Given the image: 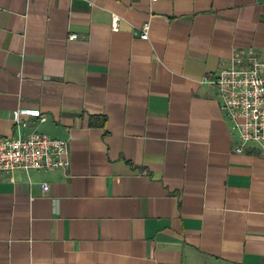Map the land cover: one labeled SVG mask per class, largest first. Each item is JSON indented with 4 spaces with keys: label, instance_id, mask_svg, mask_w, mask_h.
Instances as JSON below:
<instances>
[{
    "label": "crops",
    "instance_id": "1",
    "mask_svg": "<svg viewBox=\"0 0 264 264\" xmlns=\"http://www.w3.org/2000/svg\"><path fill=\"white\" fill-rule=\"evenodd\" d=\"M248 52L264 0H0V137L70 138L0 173V264H264V155L200 82Z\"/></svg>",
    "mask_w": 264,
    "mask_h": 264
},
{
    "label": "built area",
    "instance_id": "2",
    "mask_svg": "<svg viewBox=\"0 0 264 264\" xmlns=\"http://www.w3.org/2000/svg\"><path fill=\"white\" fill-rule=\"evenodd\" d=\"M154 1V0H151ZM120 18L111 17L112 31H118ZM150 22H145L135 33L141 40L149 39ZM78 35L69 34L68 39ZM200 82L214 88L222 115L230 123V134L235 139L233 153L257 149L264 155V55L254 52L235 53L213 73H205ZM46 117L38 110L17 109L13 114L16 124L14 136L0 137V173L21 169H64L69 166V136L51 137L34 130L23 134L27 126L22 117ZM43 190L48 186L43 185Z\"/></svg>",
    "mask_w": 264,
    "mask_h": 264
}]
</instances>
